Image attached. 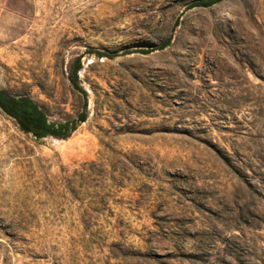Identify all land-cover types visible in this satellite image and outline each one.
<instances>
[{
    "label": "rangeland",
    "instance_id": "rangeland-1",
    "mask_svg": "<svg viewBox=\"0 0 264 264\" xmlns=\"http://www.w3.org/2000/svg\"><path fill=\"white\" fill-rule=\"evenodd\" d=\"M195 1L0 0V89L88 96L0 109V264H264V0Z\"/></svg>",
    "mask_w": 264,
    "mask_h": 264
},
{
    "label": "trees",
    "instance_id": "trees-1",
    "mask_svg": "<svg viewBox=\"0 0 264 264\" xmlns=\"http://www.w3.org/2000/svg\"><path fill=\"white\" fill-rule=\"evenodd\" d=\"M225 0H197L190 5L193 8H210ZM170 42L164 44L158 49L142 50L143 54H150L157 50L165 49ZM99 58L110 57L109 54L93 51L91 52ZM80 63L71 73L69 80L73 87L81 92L85 98V111L78 117L77 120L64 123L51 122L46 113L41 107L31 98L25 96H13L5 90L0 89V109L11 119H13L19 129L28 135H32L37 139L53 137L56 139H67L75 132L79 125L86 122L87 114V92L80 86L78 73L81 71Z\"/></svg>",
    "mask_w": 264,
    "mask_h": 264
}]
</instances>
